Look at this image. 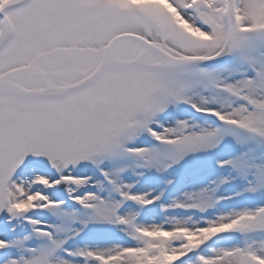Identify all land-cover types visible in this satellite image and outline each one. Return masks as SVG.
<instances>
[{
    "label": "snow or ice",
    "instance_id": "6c2138e0",
    "mask_svg": "<svg viewBox=\"0 0 264 264\" xmlns=\"http://www.w3.org/2000/svg\"><path fill=\"white\" fill-rule=\"evenodd\" d=\"M0 264H264V0H0Z\"/></svg>",
    "mask_w": 264,
    "mask_h": 264
}]
</instances>
